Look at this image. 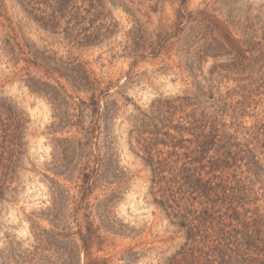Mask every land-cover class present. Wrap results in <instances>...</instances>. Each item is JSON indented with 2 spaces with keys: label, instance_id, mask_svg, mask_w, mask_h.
I'll return each mask as SVG.
<instances>
[{
  "label": "trees",
  "instance_id": "1",
  "mask_svg": "<svg viewBox=\"0 0 264 264\" xmlns=\"http://www.w3.org/2000/svg\"><path fill=\"white\" fill-rule=\"evenodd\" d=\"M106 1L13 0L30 22L70 49L95 46L111 36L116 25ZM198 32L189 23L181 35L188 47L180 57L187 90L155 99L148 110L136 108L130 120L131 149L149 173L147 203L168 223L172 236L166 244L175 250L164 257L159 248L137 243L121 253L123 264H137L152 253L160 264H264V119L243 125L247 116H256L251 113L264 96V38L256 42L244 33L241 43L249 56L239 49L242 63L236 59L227 69L217 65L205 76L199 59L206 50L189 46ZM139 34L137 28L131 32L134 47ZM2 63L33 95L51 103L53 127H68V134L76 129L57 141V154L47 169L55 178L46 177L51 204L38 218L49 223L58 239L74 245L72 226L81 212L89 227L88 238L80 239L86 245L93 217L100 223L97 231L113 239L139 240L145 230L125 224L116 213L129 179L120 166L112 129L120 107L111 99L117 95L127 102L124 88L112 94V83L103 87L104 81L93 78L85 65L39 49L20 26L0 35ZM224 81L236 87L231 90ZM67 86L90 101L76 102ZM29 125L26 112L0 91V205L16 201L25 164L30 163ZM96 191L103 198L92 204ZM63 255L69 261L75 257Z\"/></svg>",
  "mask_w": 264,
  "mask_h": 264
},
{
  "label": "rangeland",
  "instance_id": "2",
  "mask_svg": "<svg viewBox=\"0 0 264 264\" xmlns=\"http://www.w3.org/2000/svg\"><path fill=\"white\" fill-rule=\"evenodd\" d=\"M106 8L108 16L115 20L116 29L95 46L70 49L62 39L30 22L13 0H0V35L20 26L25 37L39 49L46 48L58 58L65 61L70 58L85 65L93 78L104 81L103 87L112 83L116 87L112 94L124 88L127 102L117 95L111 99L120 107L112 129L120 166L129 179L116 213L122 222L145 230V234L137 241L113 239L103 230L97 231L100 223L93 217V234L86 245L80 239L88 238L89 227L81 212L78 224L72 226L71 232L77 235L74 245L58 239L49 223L38 218L44 216L51 204L48 179L55 177L47 169L57 154V141L75 134L76 129L68 134V127H53L55 112L51 103L33 95L2 63L0 91L17 102L30 121L27 154L30 163L25 164L27 171L21 178L16 201L0 205V264H104L107 260L110 264H123L121 253L137 243H143L147 249L159 248V252H165L164 257H169L175 250V246L166 244L172 230L147 203L149 173L131 149V117L136 108L148 110L155 99L182 95L187 90L188 74L184 73L185 61L180 57L183 49L188 48L181 35L189 23L190 27L200 28L189 46L195 51L206 50L199 59L205 76L217 65L227 69L236 59L242 63L239 49L245 50V57L249 56L241 43L244 33L252 34L256 42L264 38V0H107ZM135 28L140 30L138 47L130 41ZM58 81L66 85L65 80ZM223 85L231 90L236 87L233 81H224ZM67 88L76 102L90 101L87 95ZM261 98L262 104L251 113L256 116L243 119L244 126L264 119V96ZM104 103L102 100L101 106ZM66 186L73 187L71 183ZM100 193L93 194L92 204ZM65 253L75 257L69 261L62 258L67 256ZM137 264H160L159 256L152 253Z\"/></svg>",
  "mask_w": 264,
  "mask_h": 264
}]
</instances>
